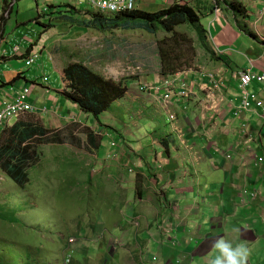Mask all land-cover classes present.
Returning a JSON list of instances; mask_svg holds the SVG:
<instances>
[{"label": "crops", "instance_id": "obj_1", "mask_svg": "<svg viewBox=\"0 0 264 264\" xmlns=\"http://www.w3.org/2000/svg\"><path fill=\"white\" fill-rule=\"evenodd\" d=\"M177 1L163 0L164 7H152L155 10L150 11L164 10ZM194 1L188 0L189 4ZM205 1L208 4H203L202 22L218 60L209 58L202 70L216 71L225 79V96L229 103L220 105L217 96L208 97L205 90L206 79L195 74L188 77L193 94L186 110L183 102L176 97L171 98V101L161 99L158 89L164 88L162 79L170 77L161 76L156 66L141 77L143 80L137 77L126 84L128 90L125 96L115 101L109 110L97 118L83 110L68 95L70 88L63 77L67 63L55 54L56 43L75 45L74 40L79 41L85 35L84 30L89 24L84 20H91L90 11L85 14L73 7L74 15L69 16L64 15L63 10L62 15L56 11L55 6L60 4L55 3V0H34V5L29 6H24L22 0H0V109L5 101L15 100L19 91L28 87V102L37 108V111L26 114L28 118L33 116V119L40 120L55 132L65 131L71 125L87 127L83 129L87 139L81 138L80 141L86 142L89 149L76 146L77 143L75 147L88 158H97V170L92 175L95 178L101 176L108 185L104 191L106 204L100 209L105 208L104 215L113 211L117 213L116 219L108 223L104 230L115 236L112 228L117 226L114 232L122 234L118 236L125 242L123 258L116 252L118 247L114 246V240L103 242V247H109L103 253H98V256L101 260L105 258L108 263L111 261V251L117 253L114 258L118 257L115 260H119L121 264L123 260L128 261L125 258L128 256L127 245L136 248V254L143 250L139 248L141 245L146 253L150 250V246H146L139 234L132 233L136 227L127 225L130 218L127 216L125 220L123 210L128 206L126 213L132 219H145L160 211L165 214H170L169 211L176 213L174 222L180 226L181 231L176 252L185 260L184 263L176 264H198L197 261L201 258L203 264H209L218 262L221 256L223 264H264V161H259L260 158L264 159V120L260 117V110L256 108L255 112H246L241 119L234 115L235 106L243 101L237 72L250 69L264 74V0H239L248 11L247 19L240 21L249 24L251 34L237 26L236 14L224 10L214 11L216 7L210 13L208 8L214 1ZM43 2L48 3L49 7L39 8ZM69 3L77 4V1L69 0L67 4ZM32 7L36 12L38 9V18ZM140 8L146 11L150 5L147 8L141 0ZM42 16L59 18L62 22L57 24V20H53L47 32L40 36L41 40L34 41L25 54L19 56L18 53L24 49L21 43L15 42L16 38L20 37L28 42L27 36L34 29L33 26H36L33 23L41 20ZM54 26H59L61 30L49 34ZM69 27L76 28V34L81 32L79 38H66ZM46 33L48 36L43 39ZM79 42L81 43L78 44L89 47L86 42ZM39 50L42 57L28 64L23 55L29 52L32 57ZM14 52L17 55H12ZM46 52L49 53V62L47 59L39 60ZM77 54L81 56V53ZM83 57L87 58L85 55ZM74 61H84L96 71L113 76L109 72L112 69H103L88 58ZM26 65L32 68L26 69ZM52 67L55 73L49 75L46 69ZM191 77L195 80L191 81ZM47 81H51V84ZM141 81H148L152 86L141 92ZM250 87L253 93H258L264 99V82H255ZM168 102L169 106H165ZM206 104L209 108L205 107ZM171 110L178 118L175 122L171 121L167 113ZM26 115L14 119L7 127H12L18 121L30 120ZM245 124L246 128H251L252 136L246 137L242 131H234L233 128H243L242 125ZM178 128L187 132L188 145L184 144L186 140L178 136ZM107 129L110 135L103 133ZM91 132L95 133V137H89ZM75 133L76 130L73 131L74 135ZM225 135H233L235 138L234 159L238 162L233 164L234 167L227 168L223 162L224 157L216 153L219 147L216 139ZM112 142H117L118 145L114 147ZM211 144L214 146L211 147ZM114 151L120 153L119 161L122 164L111 161L110 154ZM180 155L185 158L180 159ZM196 156L201 157L200 163H196ZM130 166L134 168L133 172L129 170ZM82 167L83 164L80 165ZM117 174L121 175L119 180ZM148 176L154 179L150 188L147 186ZM139 177L142 194L139 190ZM111 185L114 190L110 193ZM245 188L261 192L263 196L254 201L244 194ZM109 199L114 200L112 206H108ZM119 220L124 222V226H121ZM87 232L91 233L90 227ZM131 248L129 254L133 257ZM82 250L85 248L82 247ZM153 256L154 254L152 261ZM84 257L90 258V254ZM128 262L134 264L131 260ZM76 263L79 262L76 260L74 263L73 259L71 264Z\"/></svg>", "mask_w": 264, "mask_h": 264}, {"label": "rangeland", "instance_id": "obj_2", "mask_svg": "<svg viewBox=\"0 0 264 264\" xmlns=\"http://www.w3.org/2000/svg\"><path fill=\"white\" fill-rule=\"evenodd\" d=\"M68 2L69 0H55V3L60 4L55 6L56 11L61 14L63 10L64 15L73 16V11H75L73 7L78 8V11H83V13L92 9L87 7V4H67ZM21 3H25L24 6L34 5V0H22ZM142 3H145L147 8L150 5L149 11L155 10L152 7H164L163 0H142ZM203 4H208V1L198 0L192 3L199 10H203ZM39 6V8L44 9L46 6L49 7V4L43 2ZM213 6L216 5L212 3L210 7L213 8ZM210 7L208 8L209 11ZM33 11H35L34 8ZM36 14L38 18V9ZM79 15L81 14L79 13ZM74 17L79 18L80 16ZM53 20H57V24L62 22L59 18L50 19L48 16H42L41 20L33 23L36 28L33 26L34 29H31L27 36L29 38L28 42L20 37L16 38L15 42L21 43L24 49L18 53L19 56L22 53L25 54L27 48L34 41L41 40L40 36L47 32L46 30ZM55 30H61V28L54 26L49 34ZM176 31V34L166 33L164 30L152 33L145 29L127 30L121 28L102 31L98 27L87 26L84 30L85 35L79 38L81 32L76 34L77 29L69 27L66 30L68 34L66 38H79V41L86 42L89 47L78 44L81 42L77 40H74L75 45L56 43L55 54L58 58L61 57L62 61L67 63V65L73 58L75 59L72 61L88 58L103 69H112L109 72L113 76L106 75V77L113 83H121L124 86L130 81H134L137 77L141 79L143 75L146 76L148 71L156 66L161 68V47L170 51L175 49L174 53L181 56V64L192 66L190 69L194 71L202 70V58L205 52L199 48L196 34L186 25L179 26ZM181 35L188 36L190 41L183 42L180 38ZM46 36H48L47 33L43 36V39H46ZM35 53L41 56L40 50ZM77 53H81V56ZM12 55H17V53L14 52ZM83 55L87 58H84ZM44 59L49 62L48 52L44 53L43 58L39 60L44 61ZM41 65H44V63H41ZM26 67V69L32 68V66L28 65ZM46 70L50 73L49 75L55 73L53 67ZM195 75H199L203 79L201 73ZM190 80L194 81L195 78L191 77ZM47 82L51 84V81ZM236 85L238 87V82ZM249 91L252 92L251 87ZM191 106H193V103ZM139 114H142V112ZM25 117L28 118L27 115ZM28 119H33V116ZM80 127L82 126L71 125L65 131H58L56 135L53 130L50 133V137H59L61 142L46 144L43 142L39 144L41 152L30 168L31 181L27 185H19L0 167V264H67V258L68 264H71L70 256L72 260L74 259V263L76 260L79 262L76 264H121L119 260H115L118 257H114L117 253L122 258L125 255L123 247L125 242L118 236L122 234L114 232L118 228L117 226L112 228L115 236H111L106 229L104 230L108 223L116 219L117 213L113 211L104 215L105 208L100 209L106 204L104 191L108 188V185L101 176L95 178L92 175L97 170L95 163L97 158H88L83 154L84 152L75 147L77 143L76 146L80 145L85 150L89 149L86 142L81 143L80 141L81 138L87 139L86 132L83 130L87 127L79 129ZM233 129L234 131H242V134L246 137L252 136L251 128H241L239 126V128ZM74 130H76L75 135L73 134ZM2 134L0 139L3 137ZM63 138H65L66 142H63ZM180 141L182 144V140ZM216 141L218 142L217 146L221 149L216 151V153L221 157H224L222 153L230 156L228 162V159L224 157V165L227 168L234 167L233 164L238 162L234 159L236 151L234 136H221ZM213 146L211 144V147ZM110 158L111 161L122 164L119 161L121 157L110 154ZM184 158L183 155H180V159L183 160ZM82 164L83 167L80 168ZM129 170L133 172L131 166ZM120 176L117 174V180H119ZM147 179L149 180V185L147 184V186L150 188L154 179L151 176H148ZM113 190L114 187L111 185L110 193ZM247 191L250 190L245 188L244 192ZM253 193L257 194L256 191ZM258 193V199H260L263 194L261 192ZM113 204L114 200L109 199L108 206ZM128 208L127 206L123 210L125 220L127 216L130 218L127 225L132 228L136 227L132 233H135V235L139 234L146 246H150L148 253L145 252V248L142 245L139 247L146 253L144 257L150 259L143 264H176V262H185L182 255L176 252L177 245L181 239V231L180 226L175 225L174 216H176V213L174 211H169L170 214L160 211L155 213L154 216H149L145 219L137 217L132 219L126 213ZM118 222L121 223L120 220ZM121 226H124V222L121 223ZM88 227L91 229L90 234L87 232ZM71 238H74V242L70 241ZM111 240H114V246L118 248L117 253L111 251L109 254L111 261L108 263L105 258L101 260L98 253H103L109 247V245L103 247V242H110ZM127 246L131 248L130 245ZM82 247L85 250H82ZM129 248H126L128 256L125 258L128 261L131 260L134 264L141 262L139 253H135L138 250L136 251V248L132 247L131 249L133 250L130 253L133 257H131ZM88 254H90V258H85L84 256ZM153 254V258L156 257L158 259L157 262L152 261ZM79 259L83 260V262ZM222 259L223 257L221 256L218 262L216 261L217 264H223ZM114 260L115 262L113 263ZM128 261L123 260V264H130ZM253 261L256 262V259H253ZM216 262H209V264H216ZM197 263L203 264V258L198 259Z\"/></svg>", "mask_w": 264, "mask_h": 264}, {"label": "trees", "instance_id": "obj_3", "mask_svg": "<svg viewBox=\"0 0 264 264\" xmlns=\"http://www.w3.org/2000/svg\"><path fill=\"white\" fill-rule=\"evenodd\" d=\"M216 2L227 13L236 14L237 26L242 31L251 34L249 24L240 21L246 20L248 17V11L241 1L216 0ZM214 7H210V13L213 12ZM202 15V10L191 4L183 5L178 0L164 10H136L111 16L91 13L89 18L91 20L85 19L84 21L89 26L98 27L100 30L141 28L152 33L164 30L166 33L173 34L177 33L176 29L179 26L186 25L196 34L198 46L205 52L202 58L204 65L209 58L215 61L218 59L209 43V33L201 23ZM180 38L183 42L190 41L186 35H181ZM174 52L175 49L170 51L163 47L160 48L161 73L163 75H174L192 68L188 64H181L180 54ZM28 53L23 57H29ZM63 77L66 85L70 88L68 95L78 102L83 110L92 113L97 118L109 110L115 101L123 98L128 90L127 85L113 83L106 75L96 71L84 61H71L64 68ZM52 132L53 130L47 128L38 119L18 121L12 127L4 129L0 132V135L3 133V137L0 139V167L19 185H27L31 181L30 168L41 152L39 144L60 141L59 137H50ZM54 134L58 133L54 132ZM89 137H95V133L91 132ZM63 142H66L65 138H63ZM140 180L141 177H139V190L141 192ZM9 219L15 221L12 218Z\"/></svg>", "mask_w": 264, "mask_h": 264}, {"label": "built area", "instance_id": "obj_4", "mask_svg": "<svg viewBox=\"0 0 264 264\" xmlns=\"http://www.w3.org/2000/svg\"><path fill=\"white\" fill-rule=\"evenodd\" d=\"M79 4H87V7H91L92 9L102 12L104 14L109 13H124L129 12L135 9H138L140 6L141 0H76ZM35 53V52H34ZM30 55L28 58V64H32L35 62L37 58H39V54L35 53ZM159 72V71H158ZM202 73L203 80L206 79L207 83L205 84V90L208 93V97L210 96H217V102L222 104L229 103L227 97L225 96V79L220 77L216 71L208 72L201 70L200 71H194V70H185L182 72H179L175 75H173L170 79H162V84L164 88L158 89L160 92V98L164 99L165 101H171V98H178L180 102H183L182 105H184V109L186 110L187 103L189 100H191V95L193 94L192 86L188 82V77L191 74H198ZM238 76V79L240 80V88L242 90V99L243 101L235 106V117L238 119L243 118L246 112H253L254 108H258L260 110V117L264 119V101L260 98L259 95L253 94L249 91V87L254 82H264V74L259 75L255 73L253 70H241L237 72L236 74ZM152 85L148 81H144L141 84L140 90L146 91L148 90ZM176 86H178V89L176 90ZM30 93V89L26 87L25 89L19 91V94L15 100H8L5 101L3 108L0 110V132H2L4 129H7L10 125V123L14 119H19L24 114L35 112L37 111V108L30 104L27 101L28 94ZM170 102H168L165 106H169ZM206 108H209L208 104L205 106ZM220 111V107L218 108ZM170 116V119L172 122H175L177 120V116L174 114V112L171 110L167 112ZM243 127H246V124L243 125ZM176 128V127H175ZM178 136L184 141V144L187 145V132H185L183 129H176ZM104 134L108 135L107 130H103ZM118 145L117 142H112V146L116 147ZM115 155H117L120 158L119 152L114 151ZM230 158V156H229ZM260 162H263V158L259 159ZM132 169V168H131ZM133 170V169H132ZM259 196L258 192L257 194H252V197L254 199H257ZM74 241V239L71 240V242ZM145 256L144 254H141ZM145 258V257H144ZM156 260V258H155ZM68 264V259H67Z\"/></svg>", "mask_w": 264, "mask_h": 264}, {"label": "clouds", "instance_id": "obj_5", "mask_svg": "<svg viewBox=\"0 0 264 264\" xmlns=\"http://www.w3.org/2000/svg\"><path fill=\"white\" fill-rule=\"evenodd\" d=\"M180 1V0H179ZM198 0H195V2H197ZM214 1V4L216 5L215 7H216V9L214 10V11H218V12H220V11H223V9L221 8V7H219L218 5H217V2H216V0H213ZM180 3L181 4H183V5H185V4H189V2H188V0H181L180 1ZM77 4H79V3H77ZM191 5H192V3H191ZM192 6H194V7H197V6H195V5H192ZM136 10H143V11H145L144 9H141L140 8V6H139V8L138 9H135V10H132V11H136ZM89 10H87V11H85V14L88 12ZM132 11H129V12H132ZM146 11H148V9L146 10ZM91 13H98V14H100V15H106V16H111V15H118V14H122V13H116V14H113V13H109V14H104V13H102V12H99V11H96V10H94V9H91V11H90V14ZM124 13H126V12H124ZM203 18V17H202ZM201 23H202V25H203V22H202V19H201ZM204 26V25H203ZM205 27V26H204ZM209 41H210V38H209ZM29 57H30V55H29ZM29 57H26L27 59L26 60H28V58ZM203 69V68H202ZM189 70H192V69H189ZM158 71H159V73L161 74V76H167V77H172L171 75H163L162 73H161V68H158ZM185 71V70H184ZM198 71H201V69L200 70H198ZM182 72V71H181ZM179 73V72H178ZM256 73V72H255ZM177 74V73H176ZM258 74V73H257ZM105 75V74H104ZM175 75V74H174ZM260 75V74H259ZM263 75V74H262ZM170 78H166V79H170ZM141 80H143V79H141ZM144 81H141L140 82V87H141V84L143 83ZM255 83V82H254ZM253 83V84H254ZM258 83V82H257ZM128 86V85H127ZM241 89V88H240ZM141 91V90H140ZM141 92H143V91H141ZM253 93V92H252ZM126 94V93H125ZM253 94H257V95H259L258 93H253ZM260 96V95H259ZM260 98H261V96H260ZM262 99V98H261ZM262 101H264V99H262ZM189 104H190V101L187 103V106H189ZM186 106V107H187ZM256 109H258V108H256ZM253 112H255V111H253ZM175 114V113H174ZM170 117V116H169ZM178 119V118H177ZM263 119V118H262ZM177 121V120H176ZM108 130V129H107ZM105 135H107V134H105ZM108 135H110V132H109V130H108ZM187 145H188V139H187ZM221 149L219 148V147H217V151H220ZM120 154V153H119ZM222 155H224V157L226 158V159H228V160H230V158H229V155H226V154H224V153H222ZM195 161H196V163H200L201 161H202V159H201V157L200 156H196L195 157ZM260 161V160H259ZM264 161V160H263ZM133 170L132 171H134V168L133 167H131ZM254 191H256V190H250V191H247V192H244V194L245 195H248V196H250L254 201L255 200H258V198L257 199H254L253 197H252V194H253V192ZM256 192H258V191H256ZM259 194V193H258ZM72 239H74V238H71L70 239V241L72 240ZM72 242H74V241H72ZM141 254H146L143 250H140L139 251V258H141V262H138V263H136V264H143L145 261H149L150 259L148 258V257H145L144 258V256L143 255H141ZM156 258V257H155ZM155 258H153V260L154 261H157L158 259L156 258V260H155ZM68 259V258H67ZM67 261V260H66ZM72 262V259H71V256H70V263ZM178 263H180V262H178Z\"/></svg>", "mask_w": 264, "mask_h": 264}]
</instances>
